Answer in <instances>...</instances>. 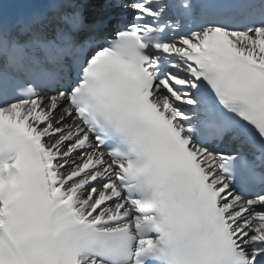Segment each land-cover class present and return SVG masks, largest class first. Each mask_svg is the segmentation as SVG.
Listing matches in <instances>:
<instances>
[{
	"label": "snow or ice",
	"instance_id": "1",
	"mask_svg": "<svg viewBox=\"0 0 264 264\" xmlns=\"http://www.w3.org/2000/svg\"><path fill=\"white\" fill-rule=\"evenodd\" d=\"M17 7L0 264H264V0Z\"/></svg>",
	"mask_w": 264,
	"mask_h": 264
},
{
	"label": "bare ground",
	"instance_id": "2",
	"mask_svg": "<svg viewBox=\"0 0 264 264\" xmlns=\"http://www.w3.org/2000/svg\"><path fill=\"white\" fill-rule=\"evenodd\" d=\"M101 15H103V14H101Z\"/></svg>",
	"mask_w": 264,
	"mask_h": 264
}]
</instances>
